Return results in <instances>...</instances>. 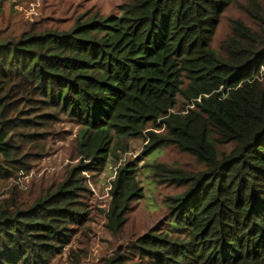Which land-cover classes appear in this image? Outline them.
Here are the masks:
<instances>
[{"label":"trees","instance_id":"obj_1","mask_svg":"<svg viewBox=\"0 0 264 264\" xmlns=\"http://www.w3.org/2000/svg\"><path fill=\"white\" fill-rule=\"evenodd\" d=\"M234 2L126 0L118 12L95 11L66 29L0 35V179L26 166L28 140H41L36 117L53 114L39 107L82 120L85 169L114 152L112 143L146 131L202 168L169 177L189 186L165 224L105 264H264V42L254 46L249 24L264 9L247 0L216 47ZM75 168L27 200H0V264H50L63 251L67 230L88 216ZM136 171L126 162L113 180L114 229L141 189Z\"/></svg>","mask_w":264,"mask_h":264},{"label":"rangeland","instance_id":"obj_2","mask_svg":"<svg viewBox=\"0 0 264 264\" xmlns=\"http://www.w3.org/2000/svg\"><path fill=\"white\" fill-rule=\"evenodd\" d=\"M125 1L3 0L0 35L18 36L24 31L66 29L95 11L104 15L118 12ZM246 2L235 0L224 13L213 38L216 47L233 32V18L241 15V5ZM259 2V6L264 9V0ZM260 15L254 23H249L250 30L257 34L258 41L254 43L256 47L264 45H261L264 42V11ZM262 73L261 76L264 70ZM191 106L194 105L186 103L185 110ZM44 111L52 112L53 116L36 117L40 121L36 124L40 125L41 140H28L25 149L26 166L0 179V200L12 197L18 201L27 200L38 194L42 185L55 184L76 167L75 176H80L85 184L79 198L85 202L88 216L82 223L74 224L71 230H67L70 235L63 245V251L50 264H105L115 252L125 249L132 239L152 227L165 224L174 197L181 195L189 186L188 183L172 181L169 177L175 172L196 173L202 168L197 158L190 153L174 144L153 142L152 136L145 131V135L130 137L127 145L112 143L114 152L109 150L100 163L92 164L95 167L85 169L82 164L90 159L84 157L78 141L84 125L82 120L65 112L37 108L39 114ZM147 129L158 134L164 132L163 127L155 125ZM42 142H45V147ZM126 162L137 167L136 180L141 189L130 196L129 207L122 213L125 221H121L119 227L114 229L109 219L111 190L118 168ZM164 166L169 168V173H158Z\"/></svg>","mask_w":264,"mask_h":264}]
</instances>
